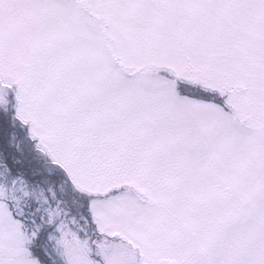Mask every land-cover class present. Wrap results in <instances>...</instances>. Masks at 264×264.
<instances>
[{
  "label": "snow or ice",
  "instance_id": "snow-or-ice-1",
  "mask_svg": "<svg viewBox=\"0 0 264 264\" xmlns=\"http://www.w3.org/2000/svg\"><path fill=\"white\" fill-rule=\"evenodd\" d=\"M0 264H264V0H0Z\"/></svg>",
  "mask_w": 264,
  "mask_h": 264
}]
</instances>
